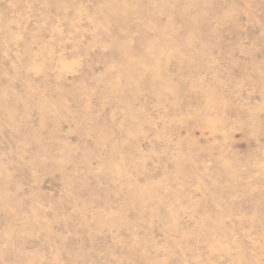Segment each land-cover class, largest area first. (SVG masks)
<instances>
[{
    "label": "rangeland",
    "instance_id": "obj_1",
    "mask_svg": "<svg viewBox=\"0 0 264 264\" xmlns=\"http://www.w3.org/2000/svg\"><path fill=\"white\" fill-rule=\"evenodd\" d=\"M0 264H264V0H0Z\"/></svg>",
    "mask_w": 264,
    "mask_h": 264
}]
</instances>
